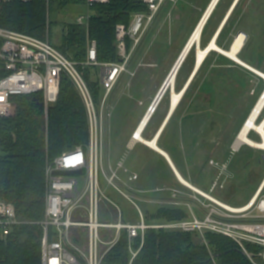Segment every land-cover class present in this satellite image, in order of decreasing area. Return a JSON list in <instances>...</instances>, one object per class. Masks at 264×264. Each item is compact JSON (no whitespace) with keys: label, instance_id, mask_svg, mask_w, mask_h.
<instances>
[{"label":"built area","instance_id":"2783aa9c","mask_svg":"<svg viewBox=\"0 0 264 264\" xmlns=\"http://www.w3.org/2000/svg\"><path fill=\"white\" fill-rule=\"evenodd\" d=\"M31 1L0 0V8L14 2ZM81 1L88 11L78 16L73 24L87 29L86 59L82 62L69 59L53 45L49 12L45 38L0 27V118H13L18 115L17 98L21 96L41 97L40 103L43 104L47 117L49 108L58 100L63 74L75 84L87 111L89 142L64 151L47 165L45 216L38 223L43 229L41 264H104L106 255L124 234L128 238V264H134L150 229H178L198 233L206 245L207 231L221 234L236 242L253 264H264V182L256 195L242 207H234L211 194L194 189L197 194L193 196V200L184 203V207L190 209L188 219L153 223L147 222L153 214L145 215L134 198L119 184L116 171L108 166L106 160L104 140L106 120L112 108L111 96L125 74L131 78L136 77L137 71L131 67L142 42L162 9L168 3L176 4L179 0H137L144 9L131 13L129 24L121 23L115 28L116 47L120 58L116 62L99 61L97 41L88 33L94 7L108 4L111 0ZM143 66H146L144 62L138 63V67ZM87 69L89 74L86 77ZM91 83L98 85L97 100L91 90ZM127 87H131L130 81ZM261 98H264V93ZM140 104L143 105V102ZM153 104L154 102L148 107L132 134L130 146L136 142L144 143L138 138V134L142 136L147 124L140 133L139 129L144 119L148 115L150 119L154 114L156 108H153ZM261 119H264V108L257 122L260 123ZM262 160L264 161V155ZM210 163L220 167L214 160ZM118 168L122 169L123 163L120 162ZM224 169V166L220 169L212 192L218 187L223 188L221 178ZM56 171L81 173L59 175ZM102 178L135 206L140 216L139 223L122 222L120 208L102 190ZM137 178L138 175H133V179ZM173 196L176 198V193ZM104 202H109L108 211L102 207ZM145 202L155 201L147 199ZM192 203H197L202 209L203 218H199L193 211ZM187 208L185 209L188 212ZM111 210L117 216L116 221L105 216ZM24 223L19 218L15 205L0 199V240H7ZM137 242L140 243L138 249L135 247ZM247 244L261 247L259 259L249 253ZM212 261V264H219L213 257Z\"/></svg>","mask_w":264,"mask_h":264},{"label":"trees","instance_id":"16d2710c","mask_svg":"<svg viewBox=\"0 0 264 264\" xmlns=\"http://www.w3.org/2000/svg\"><path fill=\"white\" fill-rule=\"evenodd\" d=\"M32 0L14 2L0 8V27L38 38L46 37L48 12L81 0ZM144 7L137 0H111L94 7L88 33L97 41L98 59L116 62L115 28L129 24L130 15ZM51 23V22H50ZM87 29L69 24L56 47L69 59H86ZM86 71V77L89 69ZM97 100L98 85L90 84ZM18 115L0 118V199L15 205L24 224L18 226L7 240H0V264H41L46 206V169L64 151L89 142L88 117L84 101L72 80L63 74L57 102L46 117L41 97H18ZM149 218L168 222L188 219L182 208H162ZM207 245L198 233L171 229H150L134 264H253L232 239L211 231L205 233ZM140 243H136V249ZM253 257L261 247L247 244ZM259 259V258H258ZM128 238L124 234L106 255L104 264H128Z\"/></svg>","mask_w":264,"mask_h":264},{"label":"rangeland","instance_id":"374dc122","mask_svg":"<svg viewBox=\"0 0 264 264\" xmlns=\"http://www.w3.org/2000/svg\"><path fill=\"white\" fill-rule=\"evenodd\" d=\"M54 1L59 2L58 0ZM210 1L179 0L176 4L168 3L156 18L132 62V70L137 71L136 77L131 78L125 74L110 99L112 108L110 116L106 120L104 147L106 153L109 149L112 160L118 154H123L128 157L129 162L137 164L136 153L139 148L132 152L126 148V144L171 74L183 52L185 42L189 40L188 38H190L197 26L196 24L202 18L203 11ZM226 1L222 3L216 12L207 31L212 28L211 26L218 19ZM242 8L246 10L242 28L250 34L246 38L249 44L246 53L249 56L262 59L264 64V0H243ZM87 11L84 4H68L64 8L51 9L49 13L50 36L54 46L59 42L66 27L74 23L78 16L86 14ZM195 52L194 49V56L192 54V56H189L181 77L189 71V65L195 59ZM214 57L215 55L207 61L199 72L183 102L182 110L194 99L193 102L196 106L193 110L198 116L195 115L186 119L181 127L177 123L171 125L165 134L164 144L174 150L177 155L190 157L194 150L193 145H190L188 140L191 133H193L192 138L197 144V150L213 153V158L220 164V167L217 168L215 166L211 167L208 162L205 163L206 167L211 169V173L208 175L201 174L200 180L211 184L213 180H217L220 169L223 164H226L234 173L233 180L241 186L236 193V198L249 197L264 178V161L262 160L264 152L248 145H242L240 149L238 147V150H235L234 144H236L237 136L242 129L246 116L256 99L259 98L260 92L264 93V81L262 80L260 84L255 83L253 77L248 78V74H245L249 86L246 89L241 81L245 78H239L234 73L229 72L231 69L227 65H222L226 62L222 61V58L215 59L216 57ZM141 61L146 66L138 67V63ZM214 65L219 69L217 68L218 70L209 73V69ZM235 68L233 67V69ZM141 79H143L142 82ZM129 81L131 82L130 88L127 87ZM171 92V89L167 91L162 105L170 101ZM140 102H143V105ZM158 117H160V114L155 117V120ZM257 134L252 131L250 138L259 142L261 139ZM145 137L149 138L147 135ZM193 140H191L192 143ZM222 151L224 153L218 156L217 153L221 154ZM188 160L190 162V159ZM192 171L196 176L201 173L194 166ZM224 179L225 177L222 176L221 180ZM101 187L105 195L120 208L123 223L135 224L140 222V216L135 206L109 186L103 178L101 179ZM228 193V188L221 189L218 187L212 195L226 201L225 196ZM106 202L103 203L102 207L108 211L110 206L109 202ZM230 204L237 205L232 202ZM138 205L145 215L147 211H155L157 208L155 205L140 202H138ZM191 206L199 218L204 217V212L197 203H192ZM113 212L114 210H111L105 216L111 221H116L117 216ZM188 213H190V209H188ZM147 222L165 223L166 221L164 219L149 218Z\"/></svg>","mask_w":264,"mask_h":264},{"label":"crops","instance_id":"0c3cea01","mask_svg":"<svg viewBox=\"0 0 264 264\" xmlns=\"http://www.w3.org/2000/svg\"><path fill=\"white\" fill-rule=\"evenodd\" d=\"M211 1L209 2L205 10L209 8ZM224 1L225 0H219L216 7L211 12L208 18L209 20L206 22V25L202 32V39L200 45L201 48L207 47L214 39H216L215 41L221 49L230 50L231 47L233 46L235 39L240 33L246 34L247 37L250 36L249 32L242 28L243 26L242 21L244 20L243 17L246 11L244 8H242L243 0H227L225 7L221 11L218 19L213 24V26H211L212 28H210V30L207 31L213 17L215 16L216 12L218 11V9L220 8V6ZM205 10L203 11V13L205 12ZM188 41L189 40H187L186 42L188 43ZM186 42L185 44L187 45ZM186 45L184 46L186 47ZM248 45H249L248 41L246 40L244 47L238 54L239 58L243 60L245 63L259 70L260 72H264V64L262 63L263 60L260 58L257 59L255 58V56L247 55L246 49ZM197 48H198L197 46H194L192 48L190 53H188V55L186 56L179 71L177 72V78L174 87L175 90H172L171 92L172 94L170 97V101L162 105L165 96L163 97L161 102L157 105L154 114L149 119L147 126L144 130V133L142 134L143 138L148 141L157 140L156 141L157 148L153 147L152 145H148L140 142H136L132 146H130L132 134L135 132L136 129L135 128L126 144V148L131 150L132 152H134L135 150H137V148H139V151L136 153L137 164L129 162L128 157H126L123 154H118L117 156H115V159L112 160L109 149L106 153V160L108 166L116 171L119 184L125 189V191L129 195L132 196V198H134L136 203L138 204V202H140L147 205H152V206L155 205L157 207L155 211H147L148 214H155L159 209L167 208V207L182 208L187 212V210L185 209L186 207H184V203H189L193 200V196L197 194L194 191V189H197L203 193H207L211 195L217 190L216 188L212 192V187L216 180H213L211 184L210 182H205L204 180H200L201 174L208 175L209 173H211V169L209 167L207 168L205 163L208 162V164L212 167L213 165L210 163V161L211 160L216 161V160L212 156L213 153H208V151H204V150H200V151L197 150L196 147L197 144H195V141L192 138L193 133H191L188 140L189 144L193 145V150H194V151L192 150L193 153H191L190 157H187V155H186L187 158L185 157V155L181 157L180 155H177L174 152V150L165 146L164 144L165 134L171 125L173 126L175 123H177L179 127H181V124L186 119L195 115L198 116L197 113H195V111L193 110L194 107L196 106V104L193 102L194 99L191 100L185 106L184 110H182V106L185 97L189 94L199 72L202 70V68L207 63V61L209 59H212L213 55H215L216 57V58L214 57L215 59L222 58L221 60L226 62L225 64L222 65H227V67L232 70V71L230 70L229 72L234 73L235 76L239 78H245V80H241V79L240 80L242 81V85L244 84L243 86H245L246 89L249 86L247 85L248 79L245 77V74H248L247 75L248 78L253 77V81L255 83L260 84L262 80L264 81V79L254 71L242 66L238 62L228 58L227 56L215 50H212L207 56L202 66L198 67L199 64L197 59L198 58ZM194 49L196 50L195 59L193 60V63L189 65V71L183 77H181V74L185 68V64L189 56L191 54L194 56ZM233 67H236L237 69L236 68L233 69ZM132 68L133 66L131 67V69ZM217 68L219 69V67H217L216 65L212 66L209 69V73L213 72L214 70H218ZM224 73L226 74L227 72ZM142 80L143 79H141L140 81L142 82ZM173 92H177V93L184 92V96L182 97V100L175 108L173 107V103H172ZM259 95L261 96L262 92H260ZM260 96H258L259 98L256 99L255 103L253 104L251 110L249 111L242 125H244V123L247 121L252 109H254L255 105L259 102L258 100H260L261 98ZM158 114H160V117H158L155 120V117ZM145 135H147L149 138H146ZM191 140H193V143L191 142ZM242 145H246V144H242ZM242 145H240L238 149H240ZM233 149H235V147H233ZM238 149L236 148L235 150ZM223 153L224 151H222L221 154L217 153V155L221 156ZM188 159H190V162ZM120 162L123 163L122 169L118 168V164ZM193 166L196 168L197 171L199 170V172H201L200 174H198V176H196L193 173L192 171ZM223 166L225 168L223 171V176L225 177V179L221 180L223 184V188L221 189H227V188L229 189V193L226 194L225 196L227 200L224 201L215 196L214 197L232 206L234 205L230 204V202L236 203L237 205H235L234 207H242L246 205L261 189L262 184L264 182V178L260 182L257 189L249 197L236 198V193L240 190L241 186L240 184H238L236 181L233 180L234 178L233 171L228 166H226V164H223ZM124 169H126L127 171H125ZM133 175H138V178L133 179ZM183 180L186 181L187 184L183 182ZM174 193H176L177 195L176 198H174L173 196ZM147 199L155 202L146 203L145 200Z\"/></svg>","mask_w":264,"mask_h":264},{"label":"bare ground","instance_id":"6f19581e","mask_svg":"<svg viewBox=\"0 0 264 264\" xmlns=\"http://www.w3.org/2000/svg\"><path fill=\"white\" fill-rule=\"evenodd\" d=\"M217 0H212L211 4L209 5V8L204 12L201 20L199 21L197 27L195 28L194 32L192 33L185 49L182 52V57L179 60L178 63H176V67L174 72H172L169 77H168V83H170L169 89L171 90H175V83H176V78H177V69L179 67V65L181 64L182 60L184 59L186 53L192 50V48L194 46H197V54H198V67H201L202 64L204 63V61L206 60L207 56L209 55V53L212 50L218 51L220 53H222L223 55L227 56L228 58L238 62L239 64H241L242 66L254 71L255 73H257L259 76H261L264 79V72H260L259 70L255 69L254 67L250 66L249 64L245 63L243 60H241L238 56V54L240 53V51L242 50V48L245 45V41L247 36L244 33H240L237 38L235 39L233 46L231 47L230 50H224L221 49L217 43H216V39H214L210 45H208L205 48H201V39H202V28L205 24L206 21H208L209 16L213 10L214 5L216 4ZM208 19V20H207ZM189 51V53H190ZM185 60V59H184ZM184 62V61H183ZM184 96V92L182 93H177V92H173V99H172V103H173V107L175 108L179 102L182 100V97ZM262 96V95H261ZM157 97V96H156ZM158 102L154 101L153 104V108H155L158 104ZM264 108V98H260L259 102L257 103V105L255 106V108L253 109L252 113L250 114V116L248 117L247 121L244 123L242 129L240 130V133L237 136V141L235 144V147L238 148L240 145L242 144H246L250 147L253 148H257V149H261L264 150V119L262 122L258 123L257 119L260 116V114L262 113V110ZM150 115H148L145 119L144 122L142 123L140 129H139V133L143 130V128L145 127V125L147 124L148 120H149ZM252 131H255L256 133H258L261 137V141L257 142L254 141L253 139L250 138V134ZM138 138L141 139L142 142H144L145 144L148 145H152L153 147L157 148L156 145V141L157 140H153V141H148L146 139L143 138V136H140L138 134ZM183 182L186 183V181L183 180ZM187 184V183H186ZM189 185V184H188ZM190 186V185H189ZM194 189V188H193Z\"/></svg>","mask_w":264,"mask_h":264},{"label":"water","instance_id":"95a60500","mask_svg":"<svg viewBox=\"0 0 264 264\" xmlns=\"http://www.w3.org/2000/svg\"><path fill=\"white\" fill-rule=\"evenodd\" d=\"M218 2H219V0H217L216 4H215L214 7H213V10H214V8L216 7V5H217ZM213 10H212V11H213ZM207 20H208V19H207ZM206 22H207V21H206ZM206 22H205V24H204L202 30L204 29V27H205V25H206ZM245 35H246V34H245ZM186 48H187V47H186ZM189 51H190V49H189ZM189 51L186 53L184 59H185L186 56L188 55ZM181 57H182V55L180 56L179 60L181 59ZM184 59L182 60V62H181V64L179 65L178 69L176 70L177 72L179 71L181 65L183 64ZM179 60H178V62H179ZM178 62H177V63H178ZM175 67H176V65H175ZM175 67L172 69V72H174ZM172 72H171V73H172ZM169 86H170V83H168V78H167L166 81L164 82L162 88L160 89L159 93L157 94V97H156V101L158 102L157 104H159V103L161 102V100L163 99V97L165 96V94L167 93V91L169 90ZM41 105H43V104L41 103ZM156 107H157V106H156ZM156 107H155V108H156ZM55 173H56V174H59V175H76V174H80L81 172H80V171H78V172H74V171H56Z\"/></svg>","mask_w":264,"mask_h":264}]
</instances>
